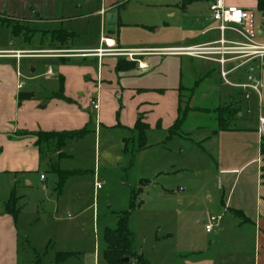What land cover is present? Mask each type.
<instances>
[{
	"label": "rangeland",
	"instance_id": "rangeland-1",
	"mask_svg": "<svg viewBox=\"0 0 264 264\" xmlns=\"http://www.w3.org/2000/svg\"><path fill=\"white\" fill-rule=\"evenodd\" d=\"M108 1L113 0H106V4ZM73 2L78 4L77 9L81 8L74 13L86 15L90 12V17L76 19L71 24L64 23L65 30L74 33L70 41L71 46L95 44L99 36L106 35L108 32L109 15L106 14V30L105 28L101 30V18L94 14L95 11L104 7V0H68L69 6ZM181 2L182 0H131L120 12L121 20L153 26V30L144 29L138 25L122 31L121 26H117L116 34L119 35V39L121 34H124L132 42L139 39L153 41L165 38L167 35L170 36L172 30H175L177 18H184L187 26L192 23L196 14L204 15L208 9V0H197L185 4L187 8L182 14L180 13L182 12ZM226 2L234 5L241 4L244 8L252 10L256 17L261 19L259 24H264V17L256 10L254 0H226ZM2 5L5 3L0 1V16H8L10 13ZM178 10L180 12H177ZM174 11L179 14H176L172 20L167 13ZM163 22L169 23V33L165 31L166 29H162ZM61 25L62 23L54 22L40 26L36 24L38 27L34 24L27 25L33 35L25 38V35H15L10 28L0 24V49L48 46L51 43L50 35L46 36L35 30L58 29ZM63 49L64 47L59 50L58 59L22 57L17 61L14 58L4 61L8 62L15 71L16 68L19 69L25 77H33L32 80H21L25 83L23 90L34 91V101L39 103L38 109H43L41 105H45L49 97L62 99L56 95L53 97L52 94L60 93V86L64 85L61 81V73L69 72V87L74 89L80 87L81 89L75 90L76 96L78 99L85 97L82 102L83 106L77 108L88 117L87 125H84L88 132L81 139L68 144L63 149L68 154L67 157L57 161L55 151L43 150L41 160L31 168L30 172L15 176L12 173L0 172V211H4L3 204L12 190L17 196H21L17 203L20 211L16 218L19 242L16 264H107L103 257L106 249L104 233L106 228L116 227V214L125 210L130 212L129 226L136 233L133 248L145 240L146 243L142 244L145 248V256L152 255L154 250L151 249L150 236L145 238L143 235L154 230L158 232V236L151 239L163 240L156 247L159 251L165 248V257L168 261L175 259L176 263H180L186 257L194 259L200 255V258L210 260L212 264H254L253 257L258 253L254 248L252 227L248 224L240 227L234 226L235 218L240 219L234 217L229 211L225 213L222 211L219 198L221 192L217 188L216 176H213V172L208 173L205 170L207 166H213L211 158L202 159L201 148L198 146L202 128L214 129L213 118L220 120L225 113H228L229 108L238 109L234 107L235 103L215 105L214 94L211 100L204 103L210 108L208 113L192 115L191 112L195 108L193 109L190 102H187L192 94L183 90L180 93V106L182 111L186 110L187 116L185 115V123L179 124L176 132L182 130L190 133L188 137L191 141L176 136L171 137L169 127L163 129V126L162 128L150 126L149 131H145V137L147 135L145 147H150V149L140 153L137 130H124L104 122V124L98 122L95 125V111L90 101L95 96L96 81L91 80L90 75H86L81 77V84L78 77L79 74L81 75V66H89L96 71V62L87 59L82 63V59H76L71 63H65L64 58L66 57L64 56L67 52ZM117 59L104 58L103 73L111 68ZM194 64L192 67L196 71L208 69L207 71L212 74L211 79H213L214 86H220L213 64L203 62L204 66H193ZM61 65L65 67L62 68ZM48 68L52 74L46 78L45 72ZM103 77L108 79V77ZM143 81L146 82V79ZM99 87L103 91L111 92L105 94L117 105V108H114L116 113L114 123H117L121 110L120 86L114 79L111 85L103 82L99 84ZM221 89L224 96L229 91L236 92L235 89L225 86ZM104 106L108 112L110 108L108 109L107 105H102V108ZM246 107L245 101H242L243 118L236 124L239 127L254 124L258 108L249 106L250 114L247 115ZM6 113L7 111L3 112V114ZM46 115L48 120H60L63 116L58 109H48ZM29 118L39 120L32 112L29 113ZM9 127L11 126H5V129ZM163 135L171 138L166 141L169 151L161 149L160 143L157 145L154 143ZM181 137L187 138V134ZM213 149L212 141L210 143L212 153ZM161 152H164L162 156L169 158V174L156 178L150 173L152 171L150 166L153 161L160 158ZM54 159L61 170H79L66 181L60 192L57 189V176L49 169V163ZM40 174L44 175V181L40 179ZM94 174L97 175L102 185L96 191L94 190ZM25 177L30 181V185L27 184ZM146 178L151 181H144ZM141 179H144V182ZM162 185H165L164 189ZM183 188L185 189L182 190ZM138 189H140L139 192ZM168 190L174 191V194L169 193ZM134 193L135 196L132 197ZM132 202L133 207H131ZM204 216L206 218L220 216L221 218L210 233L205 231L202 223ZM188 245L201 249V252L188 255L176 253L177 257L172 256L173 249L176 247L186 249ZM66 252L70 255L58 258V254ZM145 256L144 258L147 259ZM1 264L5 263L1 262Z\"/></svg>",
	"mask_w": 264,
	"mask_h": 264
},
{
	"label": "crops",
	"instance_id": "crops-1",
	"mask_svg": "<svg viewBox=\"0 0 264 264\" xmlns=\"http://www.w3.org/2000/svg\"><path fill=\"white\" fill-rule=\"evenodd\" d=\"M0 1L5 3L2 7H5L4 9L10 13L8 16L23 20L31 26L34 24L35 27H38L36 24L40 26L44 23L48 24L54 22L59 24L62 23L60 28L65 30L64 23L69 22V24H71V22L76 19L90 17V12L86 15L83 13H74L81 10V8H76L78 6L76 2L70 3L69 6L68 0ZM129 2H131V0H113L108 1L106 4V0H104V7L94 12L96 16H100L101 18V30L102 28L106 30V14L115 16L113 34L107 32L106 35L99 36L95 44L90 43V45L74 47L71 46L70 40L67 46H63V50L67 52L64 56L66 57L65 63H71V61H75L76 59H82V63L87 59L96 62V71L89 66H81V75L79 74L78 77L81 84V77L86 75H90V79L96 81V90H94L95 96H91V101L96 97L98 99V108L93 109L95 111V125L96 123L98 124V122H100L99 124L104 122L111 126L115 125L124 130H130L134 129V124L138 115L142 114V122L147 124V131H149L150 126H159V128L163 126V129L169 127L168 130H170V127L178 116V107L181 101L180 93L183 90L192 94L190 98L187 99V102H190L189 104L192 108H195L192 112L190 111L193 113L192 115H194V113L195 115L198 113H208L210 108L204 105V103L211 100L214 94L216 97L215 105L219 106L235 103L234 107L239 109L237 117L234 120H230L228 123L229 126L225 130L219 129L218 120L213 118L215 128L212 130L202 128V134L200 132L199 135L198 146L201 148V154L203 155L202 159H204V157L211 158V164L213 165L211 167L213 168L207 166L205 170L208 173L213 172V176H216L217 188L221 192L219 198L222 211L224 213L229 211L234 217L237 216L234 215L233 211H238L242 215L241 217H237L240 220L235 218L234 226L240 227L248 224L252 227L254 248L255 251L257 250L256 253H258L253 257L254 264H264V154L261 151V139L257 131L258 117L261 115L264 116V61L258 58L247 60L240 68L229 73L227 76L231 83H242L246 82V78L249 74H252L262 84L259 88V94H257L251 89H240L224 83L220 78L217 64L213 61L182 54L180 50L183 48L208 43L217 38V32H206V30L213 25L209 19L208 9H206V14L204 15L196 14L192 23L187 24V26L185 25L184 18H177L175 30H172L173 32L170 36L167 35L165 38L153 41H143L139 39L132 42L126 35L124 36V34H121V38L119 39V35L116 34V32H118L117 26H121L122 31L129 27H137L138 25L141 28L153 30V26L121 20L120 12ZM238 6L243 7L241 4ZM70 7L76 9H71ZM185 8L187 7L181 6L180 9L182 12L179 10L177 12L183 14L185 13ZM33 10H37L36 15L32 13ZM177 12H169L167 16L173 20L175 15L179 14ZM262 17H264V15H262ZM181 22L184 23L181 24ZM263 27L264 26H262V28ZM169 28L168 22L162 23V29H166L165 31L167 33L170 31ZM48 30L51 29H40L39 31L42 33ZM118 30H120V28H118ZM154 30H157V28H154ZM71 33L74 35L73 32ZM45 35L47 36L48 34ZM104 38L110 40L114 45L111 47L112 50L110 53L98 57L93 52L99 48L105 47L103 42ZM29 46L31 45L29 44ZM63 47L59 46L57 43H49L48 46L0 49V61H2L0 62V172L12 173L14 176L16 174H24L30 172L31 168L41 160L38 148L34 144L35 138L32 135L24 134V132L37 130H75L83 127L85 124L87 125L88 117L83 111L77 108L83 106L82 102L85 100V97L80 99L77 98L76 91L77 89H81L80 87L76 89L69 87V72L67 73L65 71L60 75L61 81L64 84L62 99L49 97L46 104L41 105L43 109H38L37 105L39 103L34 101V91L23 90L25 83L21 80H32L33 77H25L21 74L19 69L16 68L15 71L8 62H4L7 59L13 58L17 61L22 57L58 59V52L62 50L60 48ZM125 51H132L135 54L132 58H129ZM119 57L125 58L131 62L134 61L136 65L132 69L117 72L115 70V62L111 68H108L106 72L103 73V70H105L104 58ZM203 62L213 64V69H216L215 72L219 77V87L214 86L213 79H211L212 74L210 71H207L208 69L206 71L203 69L196 71V69L192 67L193 63H195L193 66H204ZM184 63L186 64L184 65ZM231 64L232 63H228V67H231ZM64 65H61V67L64 68ZM17 73L20 75L18 76ZM103 76L108 77V79H105ZM114 79L116 84L120 86L119 92L121 93V110L118 115L117 123H114V118L116 116L114 115L116 114L114 108L116 109L117 105L105 94L111 92L108 90L103 91L99 87V84L103 82H108L111 85ZM145 79L146 82L143 81ZM18 82L22 83L19 89L17 88ZM224 86L235 89L236 92L229 91L227 95L224 96V92H222L221 89ZM20 92L32 93L31 99L23 100L18 104L17 97ZM55 95L56 93L52 94L53 97H55ZM86 97H88V94H86ZM242 101H245L247 105L245 112L247 115L250 114V110L248 109L249 106H253L255 109L258 108L252 126L242 125L239 127L236 125L243 118V113L241 112ZM102 105H107V108H110V112H106V107L104 106L102 108ZM48 109H58V112L62 113L63 116L60 117V120H48L46 119ZM6 111L7 113L3 114V112ZM31 112L33 115H36L39 120H30L29 113L31 114ZM106 117L108 118L105 119ZM27 118H29V120H27ZM185 119L186 117L184 120ZM184 120L182 121V125L185 123ZM7 125L11 127L5 129ZM76 126L81 127L77 128ZM182 132L181 130L170 136L189 140L190 138L188 136L190 133L183 132V134ZM186 134L187 138L181 137ZM170 136L167 137L163 135L156 139L154 143H156V145L160 143L161 149L169 151L170 149L166 147V141L171 139L169 138ZM212 141L214 146L213 153L210 151V143H212ZM149 149L150 147H144L138 151L144 153ZM162 153L164 152H161L160 158L153 161L150 166L152 167L150 173L153 174V177L156 176V178L169 174V158L162 156ZM182 154H184V152H182ZM25 180L27 184L30 185V181L27 177H25ZM44 180L45 177L42 181ZM145 180L148 182L151 181L149 178ZM162 186V189H164L165 185ZM184 189L185 188L182 190ZM168 191L174 194V191ZM208 197L211 198V196ZM202 218L203 223L206 217L204 216ZM216 218H218L217 221L221 219L220 216ZM217 225L216 223L215 226ZM129 229L133 234L134 247L136 233L130 226ZM168 235L169 234L166 236ZM148 236H150L151 240V249L154 250L152 255L148 254V256H145V248L142 245L146 243L145 240L134 249L138 254L141 253L144 255L149 262L151 261L149 264H212V261L200 258V255L194 259L186 257L180 263H176L177 261L175 259V261H168L165 257V248L159 251L157 249L158 247H156V245L163 242V240L151 239L158 236V232L153 230L143 235L145 238ZM18 245L16 222L9 214L0 211V264L1 262L5 264L17 263ZM200 250L201 249L197 247L188 245L186 249H178V247H176L171 253L172 256H176V253L188 255L201 252Z\"/></svg>",
	"mask_w": 264,
	"mask_h": 264
},
{
	"label": "trees",
	"instance_id": "trees-1",
	"mask_svg": "<svg viewBox=\"0 0 264 264\" xmlns=\"http://www.w3.org/2000/svg\"><path fill=\"white\" fill-rule=\"evenodd\" d=\"M197 1V0H182L181 6H185V4ZM256 2V10L264 15V0H255ZM0 24L5 26L6 28H10L11 32L15 35H25V38L31 37L33 34L32 30L29 29L27 22L10 17V16H0ZM39 31V30H35ZM28 33V35L26 34ZM31 33V34H30ZM43 34L50 35L51 44L57 43L59 46H67V43L73 38V34L64 30L63 28L59 29H51L48 31L42 32ZM62 49V48H60ZM63 58V57H60ZM66 59V58H64ZM134 61H128L125 58L119 57L115 64V70L126 71L132 69L135 66ZM63 86H60V93L58 92L56 96H63ZM32 93L30 92H20L18 94V104L23 100L31 99ZM186 111V110H185ZM181 110V106L178 107V116L174 121L173 125L170 127L169 133L174 134L178 129V125L182 124V121L185 118L187 112ZM239 109H228V113H225L224 116L219 120L218 126L219 129L225 130L228 126L227 124L230 120H234L237 117V113ZM226 116V117H225ZM226 120V122H224ZM134 129L138 132V140H139V148L142 149L146 146L145 144V131L147 129V124L142 122V114H139L137 120L134 124ZM88 132L87 127H82L75 130H64V131H29L24 132V134L32 135L35 138L34 144L38 148L40 156L42 157V152L45 150L49 152L50 150L55 151L57 154L55 159L58 161L61 158L67 156V154L63 151V149L70 143L81 139ZM261 151L264 152V138L261 139ZM50 161L49 169L52 173L57 176V189L59 192L61 191L63 185L66 181L74 174L78 173L77 171L71 170H61L57 164V161ZM143 181V180H141ZM146 181V180H144ZM143 181V182H144ZM140 189H138V192ZM135 196V193L132 197ZM21 196H17L15 192L12 190L10 193V197L4 203V212L9 214L13 220L16 222V218L19 214V208L17 207V203ZM140 205V204H139ZM134 206L132 202L131 207ZM234 215L237 217H241L242 215L238 211H233ZM130 212L122 211L116 214V227L113 229L106 228L104 233V239L106 242V249L104 250L103 257L107 264H149V261L144 258L141 254H138L133 248V234L129 229L128 221H129ZM70 255V253H60L58 254V258H62ZM124 258H128V261H123Z\"/></svg>",
	"mask_w": 264,
	"mask_h": 264
},
{
	"label": "built area",
	"instance_id": "built-area-1",
	"mask_svg": "<svg viewBox=\"0 0 264 264\" xmlns=\"http://www.w3.org/2000/svg\"><path fill=\"white\" fill-rule=\"evenodd\" d=\"M209 19L213 24L206 32H217V38L214 41L189 46L180 50L182 54L205 58L217 64L218 72L222 81L240 89H251L259 94L261 82L255 76L249 74L246 82L231 83L228 80V74L240 68L247 60L258 58L264 61V30L263 25L259 24L261 19L257 18L255 13L247 8L234 4H227L226 0H208ZM105 47L99 48L93 53L98 57L107 55L111 52L113 43L104 38ZM114 51V50H113ZM129 58H132L134 52L125 51ZM228 63H232L228 67ZM52 71H46V77L51 76ZM19 76L20 74L17 73ZM22 83H17V88H21ZM93 109L98 108L97 97L91 101ZM258 134L260 139L264 138V116L258 117ZM44 179V175H40ZM101 182L94 175V190L101 188ZM214 216H208L203 224L207 233L211 232L217 223Z\"/></svg>",
	"mask_w": 264,
	"mask_h": 264
},
{
	"label": "water",
	"instance_id": "water-1",
	"mask_svg": "<svg viewBox=\"0 0 264 264\" xmlns=\"http://www.w3.org/2000/svg\"><path fill=\"white\" fill-rule=\"evenodd\" d=\"M32 13L34 15H36L37 14V10H33ZM114 28H115V16L114 15H110V16H108V20H107L108 33L109 34H113ZM123 261H128V258H124Z\"/></svg>",
	"mask_w": 264,
	"mask_h": 264
}]
</instances>
